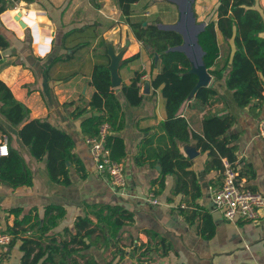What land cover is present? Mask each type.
<instances>
[{"label": "crops", "instance_id": "crops-1", "mask_svg": "<svg viewBox=\"0 0 264 264\" xmlns=\"http://www.w3.org/2000/svg\"><path fill=\"white\" fill-rule=\"evenodd\" d=\"M19 2L23 6L21 11L26 13V28L15 19L19 9H8L0 14V33L10 42L7 48L0 49V79L18 100L30 108L32 119L47 118L54 126L73 136L75 153L83 162L84 173L82 175L71 166L70 185L53 182L47 173L45 160L32 157L18 135L19 127L13 126L0 113V123L6 129V134L0 130V140H7L9 147L20 151L33 174L32 185L13 188L0 181L2 228L14 224L15 215L6 212L11 208L21 207V216L31 212L43 219L47 206H62L65 214L51 232L59 239H70L65 230L74 229L79 216L88 215L94 223L92 227L96 226L98 219L92 212V205H121L133 211L134 220L126 222L117 237L111 235L108 226H96V232L85 238L91 247L84 253L93 255L97 264H264V219L229 221L215 209L213 189L221 187L223 171L208 165L211 160L209 153L198 148L194 139L180 143V149L192 160L191 169L202 193L196 201L211 213L215 223L214 235L205 238L200 234L203 220L193 205L196 190L189 186L186 193L171 194L175 184L173 175L166 177L165 190L155 194L160 203L148 201L150 193L158 189V185H152V180L159 177L161 165L152 163L154 156L139 165L136 156L150 139L154 147L165 145L167 138L158 127L167 114L165 98L160 90L152 87L151 82L149 92L144 93L145 82L160 68L153 72L152 68L139 70L138 64L144 65L141 61H147L151 54L135 38L128 24L121 20L118 26L107 28L112 15L107 4L100 3L105 0H98L100 5L93 9L90 0ZM87 8L94 14L93 19L86 15ZM148 9L143 14H149ZM108 44H113L116 49L118 44L126 46L121 49L124 51L119 67L121 85L115 87L125 116V126L119 133L126 144V156L122 162L127 185L123 191L114 189L109 179L97 170L80 126L89 112L79 116L74 114L76 108L86 106L95 92L91 83L93 66L111 61ZM136 53H140L138 59L123 63L124 59ZM135 71H143L141 93L149 95L140 106H132L121 90L123 83H130ZM216 86L224 98L220 97L206 107L194 106L188 101L183 115L194 131L203 134V121L207 114L231 111L236 121L226 136L236 135L232 144L237 146L236 163L238 170L242 171L240 184L264 194V139L259 135V122L264 110L260 115L252 114L248 107L236 105L232 92L222 83L218 82ZM168 196L172 200H168ZM181 207H185L184 210ZM20 244L19 240L11 248L9 245L5 247L0 255V264H21L23 252ZM73 257L83 264L84 260L79 255Z\"/></svg>", "mask_w": 264, "mask_h": 264}, {"label": "trees", "instance_id": "trees-1", "mask_svg": "<svg viewBox=\"0 0 264 264\" xmlns=\"http://www.w3.org/2000/svg\"><path fill=\"white\" fill-rule=\"evenodd\" d=\"M17 1L20 0H0V14L9 9V2ZM115 1L135 38L150 50L152 72L160 68L156 74H151L149 80L152 87L160 90L165 98L167 116L158 128L164 132L167 142L164 146L154 147L153 140H148L141 146L136 162L143 165L150 156H154L152 163H160V175L152 180V185H158L154 194H161L165 190L168 175L175 177L171 194L186 193L189 186L196 190L193 205L198 210L196 214L201 215L203 220L200 234L210 238L215 233V223L211 213L196 201L202 194L201 186L194 170L191 169L192 160L182 153L180 143L194 139L198 148L209 153L211 160L208 165L223 171V158L232 164L237 161V146L232 144L236 135L226 136L236 117L229 110L223 113H209L203 121V134H199L191 128L183 115V108L188 101L193 102L194 106L206 107L218 100L222 95L216 83L220 82L232 92L238 107H248L252 114L260 115L262 109L264 110V9L259 0H219L215 17L207 22L199 34V43L205 51L204 60L213 82L208 86H200L193 92L198 83V76L190 72V61L184 53L170 50L171 47L182 43V36L174 30L160 28L161 18L154 21L135 19L133 6L140 0ZM92 2L96 6L100 5L97 0ZM150 6L151 3L147 2L142 10L145 12ZM9 43L8 38L0 33V49L7 48ZM139 57L140 53H136L124 59L123 63H129ZM109 65L110 60L93 66L91 83L95 92L86 106L76 108L74 114L79 116L89 112L80 124L86 137H97L101 125L108 123L110 128L106 144L111 149L112 158L123 161L126 156V144L119 133L125 126V116L121 100L112 85ZM142 75L143 71H135L130 83H123L121 86L132 106L142 105L145 97L149 96L141 93ZM0 113L13 126L19 127L18 135L22 143L29 148L32 157L45 160L47 173L53 182L70 185L71 166L83 175V162L75 153L73 136L54 126L47 118L32 119L30 108L15 97L2 79ZM0 130L6 134L5 126L1 123ZM241 174L239 168V184ZM0 181L9 183L13 188L33 184L32 170L16 148L10 147L9 155L0 156ZM168 200H172L170 196ZM91 208L98 219L96 226H108L114 237H117L126 222L134 220L133 211L121 205L96 204ZM6 212L15 215L14 224L8 225L4 230L13 236L10 248L17 241H21V264H81L73 257L75 254L84 260L83 264H97L93 255L84 253V250L91 247L85 238L97 230L96 226L92 227L94 223L88 215L79 216L74 222V229L66 228L65 232L70 234V239H59L51 231L65 214L62 206H47L43 219L39 215L33 216L31 212L21 216V207H14ZM187 217L189 219V216ZM44 240L47 241L46 244ZM163 241L165 242L164 239ZM167 251L168 248L165 249V252Z\"/></svg>", "mask_w": 264, "mask_h": 264}, {"label": "built area", "instance_id": "built-area-1", "mask_svg": "<svg viewBox=\"0 0 264 264\" xmlns=\"http://www.w3.org/2000/svg\"><path fill=\"white\" fill-rule=\"evenodd\" d=\"M264 9V3H262ZM25 17V11L23 12ZM108 123H103L97 137H86V142L96 163L99 173L105 175L111 186L123 191L127 185L125 167L122 161H117L111 156V149L106 144L109 133ZM259 135L264 139V115L259 122ZM10 147L7 140H0V156H7ZM223 183L221 187L213 189V202L215 209L223 213L229 221H260L264 219V194L238 183V164H232L224 159ZM148 201L152 204L160 203L154 193H150ZM12 235L0 225V253L12 241ZM1 255V254H0Z\"/></svg>", "mask_w": 264, "mask_h": 264}, {"label": "water", "instance_id": "water-1", "mask_svg": "<svg viewBox=\"0 0 264 264\" xmlns=\"http://www.w3.org/2000/svg\"><path fill=\"white\" fill-rule=\"evenodd\" d=\"M178 3L179 19L174 24H159L162 29L174 30L182 36V43L171 47L172 51H179L184 53L190 61V72L198 76V83L193 89V92L200 86H208L212 81V75L208 72L204 60L205 51L199 43V34L203 31L205 22L196 23L195 14L192 8L194 0H173ZM15 19L23 28L27 27V22L24 19L23 11H18ZM146 24V22H145ZM124 51L116 53L113 44H108V53L111 58L109 69L111 71L113 87L121 85V77L119 75V67L122 63V55ZM158 55H156V60ZM144 93H148L150 89V81L147 80L144 86Z\"/></svg>", "mask_w": 264, "mask_h": 264}, {"label": "rangeland", "instance_id": "rangeland-1", "mask_svg": "<svg viewBox=\"0 0 264 264\" xmlns=\"http://www.w3.org/2000/svg\"><path fill=\"white\" fill-rule=\"evenodd\" d=\"M90 1H91L90 3L93 6L91 7V9H93L94 7H96V5L94 4V2H92V0ZM147 2H150L151 3L150 7L152 6L153 7L152 8L149 7L148 9L149 14H143L144 10H142L141 7ZM259 2L262 5V3H264V0H259ZM100 3L101 5L107 4L106 5L107 10L112 15L111 16L112 18L108 20L107 28H112L113 26H116V25L118 26L124 20L115 0H105V2H100ZM218 4H219V0H194L192 3V8L195 14L196 23H202V22L207 23L211 18L215 17V11L218 7ZM22 7L23 6L20 5L19 1L14 2V3L9 2V9H13V10L19 9V11H21ZM133 7H135V14H136L134 15L135 19H138V20L147 19L149 21H154L160 16L161 24L167 25V24H174L179 19L178 3L173 0H141L138 4H136V6H133ZM86 15L91 19H93L94 17V14L92 13V11H89V8L86 9ZM127 27L129 28V25H127ZM119 32L122 33V30H120ZM220 41H221V38H220ZM118 46H119L118 49L114 47L116 53H119V50L126 48V46H124L123 44L122 45L118 44ZM148 57L149 58L147 61L145 62L141 61L144 65H146V67L142 65L139 61L140 63L138 64L139 70H144L145 68L146 69L152 68L151 67L152 56L148 55ZM0 254H2V252Z\"/></svg>", "mask_w": 264, "mask_h": 264}]
</instances>
